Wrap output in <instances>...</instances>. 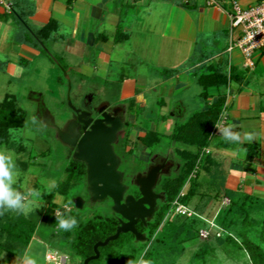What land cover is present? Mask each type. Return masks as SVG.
Masks as SVG:
<instances>
[{"label":"crops","instance_id":"crops-1","mask_svg":"<svg viewBox=\"0 0 264 264\" xmlns=\"http://www.w3.org/2000/svg\"><path fill=\"white\" fill-rule=\"evenodd\" d=\"M258 1L240 0L244 6ZM1 24L8 31L3 39L8 48L4 54L7 66L31 64L43 50H49L44 43L49 41L57 51L64 49L71 56H87L84 67L94 69V75L99 78L108 80L114 64L120 63L124 84L122 98L132 100V104H144L143 89L148 84L151 83L147 89L159 88L161 117L158 123L149 121L151 125L143 128L144 135L151 131L169 138L177 124L196 112H190V105L181 96L198 83L199 73L219 69L230 74L235 68L227 84L211 85L207 88V97L202 96L207 105L200 110L207 109L220 96L224 95L226 101L211 132L210 144L202 150L205 162L198 180L205 184L201 188L224 184V188L264 199V50L256 54L253 70L245 68L239 49L227 51L232 37L230 16L225 10L209 5L208 0H0ZM120 27L122 33L118 32ZM118 35L121 40H117ZM2 63L0 60V65ZM127 65H131V69L125 67ZM9 94L17 98L16 94ZM33 96L39 102L41 95L34 93ZM86 100L96 107L106 104L119 110L125 124L119 139L127 121L139 120L135 115H128L129 110L123 103L112 105L102 101L96 105L91 95L86 96ZM39 104L42 107L39 112H50L43 103ZM224 118L226 125L242 138L254 133L255 139L241 144L225 142L221 135L214 134L216 125ZM162 143L157 144L161 146L156 151L150 152L149 161L154 164L149 168L162 165L168 176L172 164L178 162V158L182 160L180 151L197 152V147L180 141ZM246 143L255 145L251 159L243 147ZM139 144L151 150L154 147ZM188 185L189 181L182 190L186 192ZM11 257L6 252L0 264H22V257Z\"/></svg>","mask_w":264,"mask_h":264},{"label":"rangeland","instance_id":"rangeland-1","mask_svg":"<svg viewBox=\"0 0 264 264\" xmlns=\"http://www.w3.org/2000/svg\"><path fill=\"white\" fill-rule=\"evenodd\" d=\"M7 32L1 24L0 60L3 63L0 65V100L7 93L16 94L19 107L26 112V122L24 127L12 130L11 138L16 141L14 147L10 148L7 144L5 145V142H3L4 145L0 142V149H5L14 154L20 175L18 182L13 187L25 195V203L29 211L34 210V208L39 210L46 204L44 199L40 198L41 190L33 192V186L38 184L42 190L44 189L43 186L49 189L55 187L59 181L64 180L65 168L74 158L76 148L64 144L59 139L56 120H64L68 114L74 111V107L83 106L88 95L92 96L93 104H99L102 101H108L112 105L123 103L129 110V116L132 114L139 118L138 121L130 122L134 128L131 127L133 132L128 138L127 148L122 146V135L120 136L121 140L119 139L115 143V150L122 157L120 170L124 172L123 182L127 186L125 196L133 195L134 190L139 189L138 185L135 184L136 176L148 171L149 168L145 165L149 163L152 154L150 152L156 151L161 146V144L155 145L151 150L150 148H143L139 144V136L144 135L143 128L147 129L151 125L149 121L159 122L162 112L161 102H159L162 100L161 95H159L161 90L159 88L157 90L147 89L150 83L146 89H143L145 93L144 104L138 102L132 104V100L122 98V85L124 84H122L123 77L121 78L120 75V63L114 64V70L111 72L112 77L108 80L99 78L98 75H94V69L84 67L87 64H84L87 56L80 58L71 56L64 49L57 51L53 42L49 41L44 43L50 51L43 50V53L35 57L31 64L7 66L4 54L8 52V48L5 47L6 44L3 40ZM55 53L56 55H53ZM72 66L75 68L71 69ZM125 67L131 69L132 66L127 65ZM201 91V86L195 83L191 85L186 94L182 95L183 97L181 96L190 105L191 113L199 111L207 105L206 98L202 97ZM34 93L41 95L39 102L45 105L46 110L50 111L49 113L46 111L39 112L42 107H39L38 99L33 98ZM170 141L168 137L163 136L161 143L168 145ZM130 148L132 151L128 152ZM177 160L178 162L172 164L170 175H175L180 170L179 163L183 162L180 158ZM166 176L168 175L160 174V178ZM70 188L69 194L70 198H73L74 204L68 203L69 208L72 209L74 206L79 208L75 202L78 197L84 201L83 207L80 208L83 213L82 219L92 217L97 213L103 216L117 214L113 210V201L110 198L98 201L92 199L87 176L73 183ZM220 188L225 189L218 184L211 187L205 186L202 189L204 194L193 199L189 207L195 212L192 218H197L194 224L196 233L191 239L185 241V247L181 253H162L155 264H251L248 253L229 240L228 237L236 236L241 241V235L245 233L246 236L264 246V225L261 222V215L252 212L248 218L242 214H236L234 217L227 216V210L231 203L230 197L223 193L216 197V189ZM205 192H209V194L205 195ZM54 201L63 204L64 197L57 195ZM39 211L41 212V210ZM184 216L187 215L173 212L168 215V218L179 221ZM140 241L144 242L146 238ZM149 247H151V242L147 249ZM49 248L64 255L66 264L84 263L80 257L73 254L66 238L62 235L58 237L54 228L47 221L41 219L28 252L34 256L37 264H53L46 260V252ZM124 252L121 263L134 264L138 259V256L133 255L128 248ZM141 253L145 256V251ZM11 258L13 259V257ZM103 264H114V262L106 259Z\"/></svg>","mask_w":264,"mask_h":264},{"label":"trees","instance_id":"trees-1","mask_svg":"<svg viewBox=\"0 0 264 264\" xmlns=\"http://www.w3.org/2000/svg\"><path fill=\"white\" fill-rule=\"evenodd\" d=\"M118 32L122 33L121 27ZM116 38L117 40L122 39L121 35ZM234 70L235 68H232L230 74L219 69L199 73L197 81L202 86L201 95L207 97V88L211 85L227 84ZM225 101V96H220L207 109L196 111L185 122L177 124L173 133L169 136L171 141H180L197 147V152L180 151L179 154L183 163L180 165L179 172L159 180L156 192L161 193L163 199L158 201L156 212L151 219H148L146 223L139 221L136 225L138 231L146 236V241L137 240L131 232L121 233L116 240L110 241L106 246L99 247L100 257L93 260L92 263L103 264L104 260L108 259L114 264H123L121 260L127 248L136 257L145 251L144 257L151 264H155L162 253H181L184 250L185 241L191 239L196 233L194 224L197 218L184 216L181 220L175 221L167 216L173 208L174 201L188 181V189L180 199L183 204L189 206L196 196L204 194L201 187L205 184L202 180H198L201 167L205 162L201 153L210 144L211 132L222 115ZM25 122L26 112L19 107L17 98L8 94L0 102V142H5V145L7 144L10 148L14 147L16 141L11 138L12 130L24 127ZM131 127V123L127 121L126 130L122 135V146L125 149L127 148ZM162 138V134L149 131L144 136H139V142L148 147L155 146L162 141ZM243 147L247 149L248 159H251L255 155V145L246 143ZM131 151L132 148L128 149V152ZM196 169V176L188 180ZM86 176L87 166L85 162L72 158L65 168L64 180L59 181L53 189L48 191L43 186L44 189L42 190V187H39L38 184L34 185V192L41 190L40 198L44 199L46 203L39 209L41 212L34 210L26 215L0 209V249L8 252L12 257H22L35 235L40 220L43 219L54 228L58 237L62 235L66 238L75 256L85 261L86 258L93 255L95 244L115 234L120 221L118 214L103 216L100 213L82 219L83 213L80 208L75 206L72 209L69 208L68 203L74 204L73 198L71 199L69 194L71 185ZM222 187L224 188V184H222ZM216 190V197L222 193L230 197L231 203L227 210V216L234 217L236 214H242L245 218H248L252 212H256L261 215V222L264 225V199L228 188ZM134 192L137 197L141 195L139 189L134 190ZM56 194L64 197L63 204L54 201ZM206 194H209V192H205ZM65 205L68 206L67 211ZM60 216L75 218L77 221L76 227L69 231L60 229L58 224V217ZM249 223H252V221H249ZM228 239L248 253L251 264H264V246L261 243L249 238L245 233L241 235V241L236 236H230ZM150 242L151 247L147 249ZM136 245L138 246L136 247Z\"/></svg>","mask_w":264,"mask_h":264},{"label":"water","instance_id":"water-1","mask_svg":"<svg viewBox=\"0 0 264 264\" xmlns=\"http://www.w3.org/2000/svg\"><path fill=\"white\" fill-rule=\"evenodd\" d=\"M105 108L95 109L102 113V117L84 119L90 112L74 107L80 113L76 121H70L62 129L57 127L59 139L66 145L76 148L74 158L85 162L89 193L93 200L110 198L113 201V210L121 216V222L115 234L103 241H98L94 246V254L85 259V264H94L93 260L100 257L99 247L106 246L110 241L116 240L121 233H133L137 240H144L146 236L138 231L136 225L141 220L146 223L156 212L158 201L163 195L156 192L155 187L159 182L164 166L155 165L144 174L139 173L135 178L141 197L136 198L129 194L124 184V172L120 170L122 158L115 150V143L124 130V118L119 115V110L112 112L103 111ZM49 122V121H48ZM52 124V123H51ZM81 124L80 130L76 127ZM79 208L83 207V199H75Z\"/></svg>","mask_w":264,"mask_h":264},{"label":"built area","instance_id":"built-area-1","mask_svg":"<svg viewBox=\"0 0 264 264\" xmlns=\"http://www.w3.org/2000/svg\"><path fill=\"white\" fill-rule=\"evenodd\" d=\"M208 4L225 10L230 16L231 42L227 51L239 49L244 56V66L253 70L256 66V54L264 50V0H259L254 5L243 6L240 0H208ZM10 7V5H8ZM225 119V120H224ZM219 123L220 127H227L226 118ZM218 125V124H217ZM214 129L215 135H221L220 129ZM197 169L190 178L196 176ZM185 194L182 190L173 203V212L180 215L193 216L195 212L180 199ZM168 217V216H167ZM46 260L53 264H66V257L57 250H49L46 253Z\"/></svg>","mask_w":264,"mask_h":264},{"label":"clouds","instance_id":"clouds-1","mask_svg":"<svg viewBox=\"0 0 264 264\" xmlns=\"http://www.w3.org/2000/svg\"><path fill=\"white\" fill-rule=\"evenodd\" d=\"M217 127L220 129V134L225 142L232 144H241L243 142H252L255 139L254 133H248L241 137V134L233 131L231 126ZM20 171L14 160V154L11 152L0 149V209L12 211L18 214H27L29 211L28 206L25 203L26 197L22 194L14 184L18 182V176ZM65 210H68V206L65 205ZM59 228L65 231H69L76 227L77 221L75 218L58 217ZM6 251H0V260L4 259ZM22 264H37L34 256L26 251L22 258ZM134 264H151V262L145 259L144 254L141 253Z\"/></svg>","mask_w":264,"mask_h":264},{"label":"flooded vegetation","instance_id":"flooded-vegetation-1","mask_svg":"<svg viewBox=\"0 0 264 264\" xmlns=\"http://www.w3.org/2000/svg\"><path fill=\"white\" fill-rule=\"evenodd\" d=\"M96 105H98V104H96ZM94 107H96V106H93L92 104H89V102H87V100L86 101H84V105L83 106H77V108H80L81 110H86V111H89L90 112V115L89 116H85L84 117V119H89L90 117L91 118H93V120H95V119H98V118H101L102 117V113H99L98 111H96L95 109H97V107H99V106H97L96 108H94ZM100 108H105L103 111L105 112V111H107L108 113L110 112H112V110L114 109V107H111V106H108V105H106V104H102L101 106H100ZM79 114L80 113H76V112H74V111H72V113H70V114H68V116H67V118H65L64 120H61V121H58V120H56V125L58 126V127H64L68 122H70V121H76L77 120V118H78V116H79ZM80 127H81V124H79L77 127H76V129H77V131H79L80 130ZM117 152V151H116ZM118 154V153H117ZM122 158V157H121ZM155 163H158V161H156ZM148 164V165H147ZM146 165H145V167L146 166H148V168H149V166H151L152 164H154V163H152L151 161H149V163H147ZM167 169V168H166ZM133 195L136 197V198H139V197H141V195L139 196V197H137L136 196V194L133 192ZM119 221L121 222V216L119 215ZM141 221V220H140ZM138 224V223H137Z\"/></svg>","mask_w":264,"mask_h":264}]
</instances>
